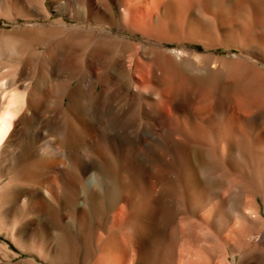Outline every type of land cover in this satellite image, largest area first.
Returning a JSON list of instances; mask_svg holds the SVG:
<instances>
[{"label":"bare ground","instance_id":"bare-ground-1","mask_svg":"<svg viewBox=\"0 0 264 264\" xmlns=\"http://www.w3.org/2000/svg\"><path fill=\"white\" fill-rule=\"evenodd\" d=\"M50 7L57 16L53 22ZM66 18L80 24L70 25ZM0 20L6 24L0 26V233L19 248L26 236L49 235L41 253L76 263L80 238L89 242L84 255L92 259L94 236L102 229L106 236L94 260L100 264L114 235L147 234L137 213L150 208L159 180L141 186L139 170L130 169L135 155L166 157L174 164L181 202L193 198L201 188L199 178H209L210 164L221 161L234 170L237 188H246L249 195L241 199L237 194L239 204L230 207L225 196L213 202L196 195L197 207L207 209L198 225L212 223L221 230L218 239L234 264L237 257L238 264H259L264 132H256L253 124L261 119L264 99L258 97L245 110L239 93L214 100L210 92L196 90L193 78L224 76L231 62L236 73L243 69L249 78L259 75L264 92V68L256 63L264 64V0H50L49 5L47 0H0ZM197 44L206 54L192 48ZM218 48L237 53L228 60L214 53ZM182 93L197 97L195 105L179 104ZM83 95L133 101L129 116L137 118L136 129H130L134 122L126 111L115 116L99 105L100 123L115 135H92L93 127L80 117ZM147 111L154 123L148 129L143 128L149 126ZM127 140L135 143L134 150ZM99 190L105 197L97 195ZM96 197L104 205L96 225L79 240L71 237L61 225L82 229L83 211ZM38 214L44 219L31 217ZM28 228L36 235H29ZM12 258L0 245V264H36L13 263Z\"/></svg>","mask_w":264,"mask_h":264},{"label":"rangeland","instance_id":"rangeland-1","mask_svg":"<svg viewBox=\"0 0 264 264\" xmlns=\"http://www.w3.org/2000/svg\"><path fill=\"white\" fill-rule=\"evenodd\" d=\"M49 2L50 0H47V5H49ZM49 10L52 17V20L50 22H53L57 19V16L53 13L51 7L49 8ZM65 20L70 25L80 24V20H77L76 22L67 18ZM5 25L6 24L4 23V21L0 20V26ZM171 46L172 45H169V47ZM192 48L195 49L196 52L200 55L206 54L207 52L198 44L194 45ZM214 53L217 56L227 58L229 60V58L234 57L237 52L234 49L225 50L223 48H218L214 50ZM256 63L260 67L264 68V64L260 61H256ZM227 65L228 68H230L229 70L231 71H229L226 75L221 77L212 76L210 78H203L204 80H201L202 78H193V86L196 85L195 88L196 90L198 89V91L210 92V95L214 100L218 99L220 95L224 93L226 94V92L232 95L234 94L233 96H237V94L235 93H239L240 96H238L241 100L243 99L245 110H248L251 106L253 108L257 100L264 99L263 88L261 86V83H258L261 81L259 80L261 78L259 77V75H256V78H254L255 74H251L254 79L248 80L250 75L249 72L246 73L245 71H242L243 69H241L236 73L235 67L234 65H231V62ZM244 72L246 74H244ZM112 91H115V88H113ZM179 98V104L184 105L185 108L194 106L198 100L197 97L190 98L184 93H182ZM99 105H101V107H106L107 111H110L113 115H115L114 113L122 114L124 113V111H126L128 116L129 114L134 112L136 106L133 101L120 96L107 98L103 97L102 99L97 100H93L85 95L80 96V117H84L86 121L93 127L92 135L101 137L106 136V134H109L110 136H114L115 134L114 132H112L114 134L112 135L111 130L109 133V130L107 131L100 123L99 120H101L100 116H102V114L101 110L98 109ZM145 114L148 117H146L145 119L147 123L145 121L144 122L149 126H144L143 128L146 127L148 129L154 124L153 121H151L153 115L151 113L149 114V111H147ZM259 118L261 119L255 121V123L253 124V129L256 132L263 133L264 112L260 115ZM131 119L133 120H130L129 122L134 123H129L128 125H130V129L134 130L136 129L135 127H137V122L135 121L137 120V118L134 119V117H131ZM155 130L159 131L160 127H155ZM244 130H246V128H244ZM145 136L146 135H144L143 139H145L147 142H151L150 139L146 138L147 136ZM126 142L128 143L127 146L131 147V149L133 148L134 150V146H136L135 143L129 140H127ZM82 148L83 147L80 146V150ZM173 148L175 149L176 146L173 145ZM95 158L97 157H94V160L96 161ZM256 158L254 159V161L257 165H259L262 162L261 158ZM97 161H99L98 158ZM203 162L204 165L207 164L206 161ZM130 166V169L133 171L139 170L140 173L138 172L137 178L140 180L141 186L147 188L150 187V185L156 178H158L159 180V186L156 188L157 193H154V199L150 208L148 210H145L144 212H141L140 214L137 213L138 220L140 219L139 222L143 224V227L147 234L141 238L133 237V235L130 233L131 231H128V234H130L125 238H121L120 235H114L110 243H108L106 250L104 249L106 259L103 263L99 262L100 264H234L233 258L229 255L227 256L226 254L225 245L218 239L219 231L221 230H219V228H217V226H215L214 224V226H211L212 223L207 226H204L203 224L200 226L198 225V223L202 220L203 216L207 212V209L201 210L199 207H197V203L199 201L197 200V197H209L213 202H216L217 197L225 196L228 200H230V204H228V207H230V205L233 204L232 202L235 203L236 201H239V194L241 196V199L249 195L246 188H237L236 184L238 180L234 178V170L230 168L228 162L217 161L212 165L210 164L211 176L203 180L202 177H200L199 179L201 183V190H195L193 192V198H190L185 202H181L183 201V199L182 197H180L182 195L178 187L177 177L175 175L176 167L174 166V164H171L166 157H160L158 160H147L138 155H135L132 158ZM259 173L258 177H261V174ZM187 177L191 178L189 173L187 174L186 178ZM132 189L137 193V188H135V186L132 187ZM133 190L130 191L131 194L128 197L130 201H132L135 195V192ZM105 194L106 193L104 191L102 193V190L97 191V195H100L101 197H105ZM196 195L198 196L196 197ZM101 204L102 203L100 198L96 197L95 201L91 203V208L83 211L82 229L78 225L67 226L65 224L61 225L62 229L69 233L71 237L79 240V234L83 235V232L86 231L87 228L94 227L96 225L95 223H97L96 220L101 214L100 212L104 211V205ZM238 204L239 202H236V205ZM260 204V201H258V205ZM185 205H189L190 207ZM117 206L122 207L123 202H119ZM78 207L82 208L81 204ZM19 211H22V209H20ZM36 215H31V217H38L37 219H39L41 215L42 218L40 219H44V216L42 214H38V216ZM18 216L20 215H17L16 218ZM54 226L57 227L56 229L58 230L59 227L57 225ZM257 228H261V225L259 223L257 224ZM27 233L29 235L33 234V236L36 235V233L34 234L30 229L27 230ZM105 236L106 234L102 229H99L96 232L94 236L95 241L93 240L92 244L94 245V257L92 259H90V257H88L87 255H84L87 254L89 242L84 240V243L80 238V259H78L76 263H61L57 259L49 256L48 251H44L46 255L41 253V246H44L45 248L47 241L49 242L52 239V237L49 235H45L41 239L38 235L31 238L30 236H26L21 240L22 248H19L15 246L14 243L9 240L4 233H0V245H4L7 247L9 252L12 254L13 263L21 262L22 260H31L36 264H94V262L98 260L100 254L99 240H102L103 238H105ZM21 237L22 235L20 236V238ZM109 251L111 254L109 253ZM153 252L157 255L155 258H153ZM191 252L192 254H190ZM261 253L262 254L260 255L262 257L259 261V264H264V250ZM235 259V264H238L240 258L237 257Z\"/></svg>","mask_w":264,"mask_h":264}]
</instances>
